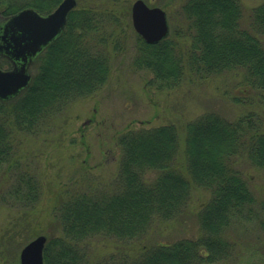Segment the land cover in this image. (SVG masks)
Returning a JSON list of instances; mask_svg holds the SVG:
<instances>
[{"label": "trees", "instance_id": "obj_1", "mask_svg": "<svg viewBox=\"0 0 264 264\" xmlns=\"http://www.w3.org/2000/svg\"><path fill=\"white\" fill-rule=\"evenodd\" d=\"M125 0H112L118 4ZM62 0H0L12 15L26 8L53 11ZM85 6L72 10L66 27L39 55L31 81L19 95L0 100V166L16 160L18 137L44 132L51 120L79 98L102 88L111 74V57L125 52L124 30L115 10ZM185 30L156 44L136 37L134 67L153 75L159 88L179 85L187 76L205 79L241 70L247 89L264 91V0L251 9L250 24L240 0H185ZM190 40L183 45L181 40ZM2 67L9 66L6 59ZM129 129L118 138L121 155L116 179L97 178L63 188L51 208L60 233L47 237L45 264H210L231 257L226 231L245 217L253 191L236 159L246 154L264 168V125L253 112L229 120L205 113L185 125ZM184 166L179 165L180 153ZM181 167V168H180ZM10 197L33 205L42 187L29 172L16 173ZM153 175V176H151ZM194 187L210 192L199 212L201 234L144 247L136 257L123 254L92 260L89 241L109 237L133 241L157 221L187 209Z\"/></svg>", "mask_w": 264, "mask_h": 264}, {"label": "rangeland", "instance_id": "obj_2", "mask_svg": "<svg viewBox=\"0 0 264 264\" xmlns=\"http://www.w3.org/2000/svg\"><path fill=\"white\" fill-rule=\"evenodd\" d=\"M76 8L98 6L115 10L125 34V52L111 57V74L107 83L90 96L79 98L56 115L47 129L37 134H21L16 160L0 166V264H20L22 248L40 235L60 233L51 208L65 187L97 178L113 182L120 161L119 136L129 129L153 128L175 124L182 131L199 116L216 112L233 121L250 112L264 125V91L247 89L241 70L226 71L205 79L187 76L172 88L149 83L150 72L136 69L137 38L132 26L131 7L135 0L118 4L112 0H76ZM167 12L170 34L185 30L180 10L185 0H144ZM246 12L244 27L250 24L251 9L263 0H240ZM141 38V37H140ZM264 44V36H260ZM142 39V38H141ZM183 45L190 40H181ZM184 166V155L178 157ZM236 165L248 179L255 201L247 207L245 217L228 227L227 238L234 244L231 257L210 264H264V168L252 164L246 154ZM180 167V168H181ZM36 176L41 187L40 200L33 205L10 197L16 173ZM153 176V175H151ZM210 199V192L194 187L190 204L180 215L157 221L148 233L133 241L94 237L89 241L92 260L123 254L136 257L144 247L201 234L199 212Z\"/></svg>", "mask_w": 264, "mask_h": 264}, {"label": "water", "instance_id": "obj_3", "mask_svg": "<svg viewBox=\"0 0 264 264\" xmlns=\"http://www.w3.org/2000/svg\"><path fill=\"white\" fill-rule=\"evenodd\" d=\"M76 0H63L51 13L42 14L35 9H24L3 17L0 14V57H6L13 68L0 67V99L18 95L31 80L30 66L46 46L58 38ZM135 31L148 44H156L170 34L167 13L159 7H149L136 0L131 7ZM45 236L29 242L20 253V264H44Z\"/></svg>", "mask_w": 264, "mask_h": 264}]
</instances>
